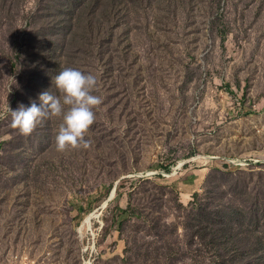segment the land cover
<instances>
[{"label":"rangeland","instance_id":"obj_1","mask_svg":"<svg viewBox=\"0 0 264 264\" xmlns=\"http://www.w3.org/2000/svg\"><path fill=\"white\" fill-rule=\"evenodd\" d=\"M59 2L0 0V264H200L184 208L264 181V0H155L93 52ZM67 67L103 102L60 152L62 116L25 136L7 108L61 96Z\"/></svg>","mask_w":264,"mask_h":264},{"label":"trees","instance_id":"obj_2","mask_svg":"<svg viewBox=\"0 0 264 264\" xmlns=\"http://www.w3.org/2000/svg\"><path fill=\"white\" fill-rule=\"evenodd\" d=\"M63 1L59 5H68L74 16L73 37L84 30L88 52H93L101 39L110 43L120 25L130 24L131 13L142 14V19H146L147 10L156 5L152 4L155 0ZM159 1L175 4L173 0ZM215 2L219 6L220 0ZM220 18L217 14L213 23ZM235 174L231 175L238 176ZM246 180L243 190L234 192L231 199L225 196L229 194L223 190L225 187L222 189L219 183L211 182L202 195L195 194L196 199L184 208L183 228L199 242L188 250L190 259L199 257L200 264H264V230H259L264 228V181L250 185ZM104 221L108 223L106 216ZM108 232L109 226L104 233Z\"/></svg>","mask_w":264,"mask_h":264},{"label":"clouds","instance_id":"obj_3","mask_svg":"<svg viewBox=\"0 0 264 264\" xmlns=\"http://www.w3.org/2000/svg\"><path fill=\"white\" fill-rule=\"evenodd\" d=\"M54 79L61 96L45 91L39 95V106L35 101L29 107L20 104L16 110L8 106L12 127L28 136L45 118L62 116L63 122L55 137L57 151L64 152L81 146L87 148L89 141L85 137L96 119L94 109L103 102L101 96L94 94L97 78L91 73L67 67Z\"/></svg>","mask_w":264,"mask_h":264},{"label":"water","instance_id":"obj_4","mask_svg":"<svg viewBox=\"0 0 264 264\" xmlns=\"http://www.w3.org/2000/svg\"><path fill=\"white\" fill-rule=\"evenodd\" d=\"M113 194H114V191L112 192L111 197H113ZM111 197H110V198H111ZM106 203H107V202H106Z\"/></svg>","mask_w":264,"mask_h":264},{"label":"bare ground","instance_id":"obj_5","mask_svg":"<svg viewBox=\"0 0 264 264\" xmlns=\"http://www.w3.org/2000/svg\"><path fill=\"white\" fill-rule=\"evenodd\" d=\"M113 192V191H112Z\"/></svg>","mask_w":264,"mask_h":264}]
</instances>
